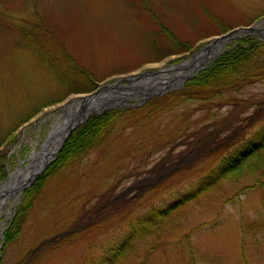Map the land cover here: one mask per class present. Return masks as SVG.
I'll return each mask as SVG.
<instances>
[{"label": "rangeland", "instance_id": "374dc122", "mask_svg": "<svg viewBox=\"0 0 264 264\" xmlns=\"http://www.w3.org/2000/svg\"><path fill=\"white\" fill-rule=\"evenodd\" d=\"M247 27L263 34H235L208 57L202 71L241 39L255 37L264 44V0H0V157L5 171L0 189L18 171L22 174L15 182L32 171L30 164L63 117L59 108L73 97L132 74L166 71L207 42ZM260 52L251 62L264 69V49ZM170 76L163 73L160 81ZM138 81L123 85L134 89ZM178 84L161 95L150 90L121 100L127 103L121 108L137 112L150 98L181 90L184 83ZM246 84L218 98L204 94L200 100H178L165 111L124 116L98 146L46 179L20 219L18 236L1 253V230L12 223L37 177L20 195H7L0 209V264H93L138 219L188 192L208 165L218 163L221 152L264 126V78ZM105 97L110 104L121 98L116 89ZM258 153L218 188L168 215L165 220L177 225L169 224L158 240H138L137 253L121 264H187V242L198 251L195 264H264V230L255 233V241L242 230L264 221V185L252 188L259 174L247 169Z\"/></svg>", "mask_w": 264, "mask_h": 264}, {"label": "trees", "instance_id": "16d2710c", "mask_svg": "<svg viewBox=\"0 0 264 264\" xmlns=\"http://www.w3.org/2000/svg\"><path fill=\"white\" fill-rule=\"evenodd\" d=\"M24 39L30 40L26 35ZM262 49H264V44L259 42L255 37H246L239 40L238 44L230 49L225 56L219 57L208 69H205L187 81L181 90L151 98L139 111H165L170 109L178 100H182L183 102H191L195 99L200 100L204 94L209 95L210 99L218 98L220 95L223 96L226 93H234L225 91H237L242 88L243 81H249V84L246 85H250L262 80L264 78V69L255 67L251 62L252 57L256 53L259 51L262 53ZM139 111L133 112L131 109H118L106 113L103 117H91L84 125L78 127L70 134L58 153L57 158L47 167L43 175L37 177L34 183L25 190L24 200L16 208L12 223L3 232L4 243L1 253L18 236L20 219L22 220L31 207L33 197L38 195L46 179L54 175L55 172H59L60 168L65 167L72 158L82 156L87 150L98 146L103 139L109 137L110 134L107 133L110 129L114 128L117 121L123 119L126 115L129 116ZM34 114H30L22 119L21 124L27 122ZM238 140L229 146L233 150H225V152L220 153L221 159L215 166L210 167L208 165L206 173L197 180L195 185H191L188 192L180 195L177 194L174 202L165 204V207L154 215L138 219L136 225L126 233L123 240L117 245L107 247L93 264H121L125 259L137 253L136 244L138 240H143L146 236H155L158 240V238L166 233L165 228L170 226L169 224L173 227L177 225L172 220H165L168 218V215L190 200H196L205 193L218 188L224 180L232 176L247 159L257 152L259 153L255 165H250L247 169L252 170L253 173L257 169L255 173L259 174V176L254 178L250 186L256 188L264 185V159L262 157L264 154V126L255 129L241 142ZM219 157V155L215 156L217 159ZM4 176L3 157H0V181ZM157 219L160 221L157 222ZM256 222H253L250 227L245 224L242 229L245 234L253 236V241H255L254 239L257 236V234L255 236V233L258 230L259 232L264 230V221ZM186 245L188 246L184 247H187V249L185 250L183 247V253L185 250V253L191 257V261L188 260L187 264H195L194 257L198 254V251L188 242Z\"/></svg>", "mask_w": 264, "mask_h": 264}, {"label": "bare ground", "instance_id": "6f19581e", "mask_svg": "<svg viewBox=\"0 0 264 264\" xmlns=\"http://www.w3.org/2000/svg\"><path fill=\"white\" fill-rule=\"evenodd\" d=\"M218 46L219 43L214 45L212 44V47H210L209 49H205L202 52L198 53L195 56L194 60L190 62H186L184 63V65L181 66L180 69L174 70L173 73L169 74L171 76L166 79V80L172 79L171 82L170 80L160 81L157 78V76L151 75L141 79L138 82H135L134 87L136 88L134 89L128 87H120L116 89L117 94L120 97L126 95H128L127 97H132L135 95V89L145 90L151 85L159 84V82H161L160 85L161 87H166V84H168V87H170V85H172L175 82L173 80H176L179 77L186 76L189 73H193L195 69H199V67H201L205 63V57H207L208 59V57L214 55L217 51V48H219ZM183 71L185 72L183 73ZM108 90H109L108 92L100 91L98 94L92 96L84 95V96L73 97L70 101H67L62 107L59 108L63 111V117H61L58 123L54 124V126L52 127L51 132L49 133L48 138L46 139L41 152L39 153V155L36 156V159L30 164L29 169H31L32 171L24 174L23 175L24 179H26L29 175H31L32 172H35L39 169L38 167H40L43 164L45 158H47L48 155L52 154L55 147L59 143L58 141L61 139V137L67 132V130L75 122H77L79 119L82 118V115L84 113H88V112L90 113L102 109V104L104 103V101H102L103 97L106 96L111 90L113 91V89H108ZM52 147L53 149H51ZM20 174L22 173L18 171L15 174V177L14 175H12L10 179L0 189V209L8 199V197H6L7 196L6 192L8 193L9 197H12L10 196V193L12 194V191L21 185L22 183L21 181L20 182L14 181V179H16ZM16 200H17L16 198L13 200V204Z\"/></svg>", "mask_w": 264, "mask_h": 264}, {"label": "water", "instance_id": "95a60500", "mask_svg": "<svg viewBox=\"0 0 264 264\" xmlns=\"http://www.w3.org/2000/svg\"><path fill=\"white\" fill-rule=\"evenodd\" d=\"M237 33H245V34H263L262 30L257 28V27H247V28H239V29H235L229 33H227L226 35H223L219 38H215L212 41L208 42L206 44V46L203 48V50L205 49H209L210 47H212V44H223L224 42H227V40L231 39V38H236V36H234ZM264 37V36H263ZM145 74L143 75H136L133 76L132 79H138V78H142ZM132 76L123 78L121 81H128L131 79ZM192 77V75H186L183 77H179L181 80L180 85H182L186 80L190 79ZM117 85H113L111 88L116 87ZM109 88V89H111ZM103 89H107V87H103ZM166 90V89H165ZM165 90H162L160 93H163ZM100 91V90H99ZM99 91L95 92V94H97ZM92 96V95H90ZM151 96V95H150ZM122 104H115V105H111V106H103L102 109L100 111H93L90 112L89 115L86 116V118L84 120H78L77 122H75L66 132V134L63 136L61 142L59 143V145L57 146L58 148H55V150L52 152L51 155H48L47 158H45V160L43 161V164L41 165V167L39 168L38 171H36L34 174H32L31 176H29V178L23 182L19 187H17L16 189H14L12 191V194L10 193L11 196L15 195L16 193L20 194L21 191H23L25 188H27L32 181L34 180V178H36L40 173H42V171L46 168V166L50 163L49 159L52 157H55L59 148L62 146L63 142L65 141V139L67 138V136L70 134V132H72V130L78 126L79 124H83V122H85L88 118H90V116H93L97 113H101V111H105L107 109H114V108H119ZM8 195V194H7Z\"/></svg>", "mask_w": 264, "mask_h": 264}]
</instances>
